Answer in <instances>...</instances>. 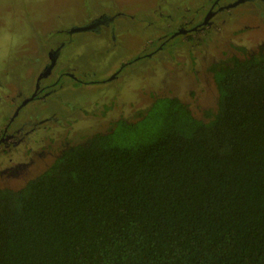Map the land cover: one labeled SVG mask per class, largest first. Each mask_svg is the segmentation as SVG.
Masks as SVG:
<instances>
[{
    "label": "trees",
    "instance_id": "obj_1",
    "mask_svg": "<svg viewBox=\"0 0 264 264\" xmlns=\"http://www.w3.org/2000/svg\"><path fill=\"white\" fill-rule=\"evenodd\" d=\"M209 70L201 116L156 97L0 184V264H264V42Z\"/></svg>",
    "mask_w": 264,
    "mask_h": 264
},
{
    "label": "rangeland",
    "instance_id": "obj_2",
    "mask_svg": "<svg viewBox=\"0 0 264 264\" xmlns=\"http://www.w3.org/2000/svg\"><path fill=\"white\" fill-rule=\"evenodd\" d=\"M214 1L0 0V130L6 116L18 109L13 104L15 96L33 92L53 43H66L55 73L59 76L65 69L80 79L64 76V85L59 83L54 94L20 109L13 127L30 114L31 120L38 114L34 120L52 119L49 129L45 131L42 124L32 133L37 135L30 144L34 153L42 151L46 156L29 158L19 177L39 173L65 146L107 131L118 118L136 120L156 97L177 96L197 116L214 107L217 92L208 70L212 62L228 54L243 57L264 41V14L256 1L221 11V5L232 0H220L211 29L190 31L157 51L180 23L199 22ZM100 14H116L114 25L107 26L102 36L93 31L69 35L74 26ZM115 72L119 74L111 79ZM15 160L3 161L0 170ZM21 183L18 178L0 176L1 185Z\"/></svg>",
    "mask_w": 264,
    "mask_h": 264
},
{
    "label": "flooded vegetation",
    "instance_id": "obj_3",
    "mask_svg": "<svg viewBox=\"0 0 264 264\" xmlns=\"http://www.w3.org/2000/svg\"><path fill=\"white\" fill-rule=\"evenodd\" d=\"M234 1L235 0H232V1H229L228 3L222 4L220 7L221 11L223 9H226V11H228L231 7H234L236 5L256 1L257 6L259 8L258 10L262 14H264V0H236L235 2ZM219 2H220V0H215L213 5L211 4V6H209L210 8L208 7L206 9V12H205L206 15L201 17L200 21L198 20L199 22L187 21V22L180 23L178 28L175 30V33L173 32L171 34H168L166 37V40H164L161 43V45L159 44L157 51L164 50L167 47V44H168L167 42L169 40H175V42H176L180 36L186 35V33H190V31L197 32L196 30H199V29H203V30L208 31L209 29H211V27H210L211 22H213L215 17L218 16V14H219V9H215L216 5H218ZM236 2H238V3H236ZM115 19H116V14L115 15L100 14V15L96 16L95 18L90 19L89 21L85 22V24L74 26L69 35L73 34L74 32L76 33V32H81V31H93L98 36H102L103 31H105L107 26L112 25V24L114 25ZM187 23L193 24V25L192 26L186 25ZM80 27H83V28H80ZM115 33H116V30L114 28L113 34H115ZM152 42L153 41H151V43ZM263 42L264 41H262L257 46V48ZM65 44L66 43L64 42V40H61L60 42H55V46L51 49V52L49 54V60H48L47 64L42 68V70L39 72V75L47 68L48 65L52 64L50 66V70L47 73V75L42 76L40 79H39V75H38L37 80L35 82V87H34L33 92L28 93V95H26L25 93L24 94L23 93L17 94L15 96V99H13V104H15V108H18V109L16 110L15 114L13 113L14 115L12 114L9 117L6 116L4 122L2 123L3 127L0 130V166H1L2 162L5 160H7V161L8 160L13 161L15 159H17V160H15L16 163L15 162H11V163L9 162V164H6L5 166H3V169L0 170V176L2 178L4 177V178H16V179L18 178V179H20V178H22V177H19L21 175V173L27 169V165L29 163L28 162L29 158L31 159L32 157H36L35 159H31V161H34V160H38V159L46 156V153H42V151L39 153L38 152L34 153L32 151L33 148L30 144L32 143V141H34V138L36 137L35 135H37V134H32V133H34L35 131H38L42 124L44 125L45 131H46V129H49L48 122L51 121V119H52L51 117H46V118H42V119L40 118L38 120H34L36 117H39L38 116L39 110H38V112H37L38 115H36L33 120H31L33 114H30L29 116H31V117L30 118L25 117V121H23L24 123H22L20 125H16L14 127L12 126V123H13V121H16L17 115L19 114V111L23 107V105H29L30 101H32V100H36L39 98L40 99L46 98L53 91H56V86L59 83L64 85V83H63L64 81H62V78L64 76L72 79L73 81H75V80L78 82L80 81V79L77 76H74V73H72L71 71H67L65 69H63V71L59 72L60 73L59 76H58V74L55 73V68H56V66H58V60H59V57L61 56V50L64 48ZM233 53H234V51H233ZM149 55L151 56L152 54H149ZM232 55H234V54H228L227 57L232 56ZM237 56H240V55H237ZM224 59H226V58H224ZM61 60L62 59L60 58V61ZM220 60H222V59L216 60L212 63L218 62ZM209 72H210V70H209ZM118 74H119L118 72H117V74L115 72L114 74H112V76L110 78L115 79ZM48 77H52L53 78L52 81L47 82V80H46V82H42L43 80H45V78H48ZM212 78H213V76H212ZM213 81H214V78H213ZM38 83L40 85H38ZM53 94H54V92H53ZM28 127H29V130H26V129H28ZM10 150L14 151V152H12L11 156L8 157L7 155H4ZM57 155H58V153L55 154L54 157H56ZM52 161H51V163H52ZM26 175H28V173ZM34 175H31V176H34ZM31 176H29V177H31Z\"/></svg>",
    "mask_w": 264,
    "mask_h": 264
},
{
    "label": "water",
    "instance_id": "obj_4",
    "mask_svg": "<svg viewBox=\"0 0 264 264\" xmlns=\"http://www.w3.org/2000/svg\"><path fill=\"white\" fill-rule=\"evenodd\" d=\"M236 3H238V2H236ZM235 4V3H234ZM233 4V5H234ZM80 28H83V27H80ZM79 29V28H78ZM52 64H50V65H48L47 66V68L40 74L41 75V77L42 76H45V75H47V73L49 72V70H50V66H51ZM40 76H39V78H41Z\"/></svg>",
    "mask_w": 264,
    "mask_h": 264
},
{
    "label": "crops",
    "instance_id": "obj_5",
    "mask_svg": "<svg viewBox=\"0 0 264 264\" xmlns=\"http://www.w3.org/2000/svg\"><path fill=\"white\" fill-rule=\"evenodd\" d=\"M92 19V18H91ZM89 21V20H88ZM87 22V21H86ZM83 24H85V22H83ZM55 46V43L52 44V47L50 49H52ZM49 59V57H48ZM47 64V62L45 63V65Z\"/></svg>",
    "mask_w": 264,
    "mask_h": 264
}]
</instances>
